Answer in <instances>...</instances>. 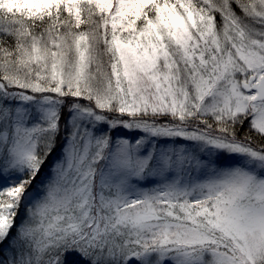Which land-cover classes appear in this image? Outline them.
Listing matches in <instances>:
<instances>
[{
    "label": "snow or ice",
    "instance_id": "snow-or-ice-1",
    "mask_svg": "<svg viewBox=\"0 0 264 264\" xmlns=\"http://www.w3.org/2000/svg\"><path fill=\"white\" fill-rule=\"evenodd\" d=\"M0 264H264V0H0Z\"/></svg>",
    "mask_w": 264,
    "mask_h": 264
},
{
    "label": "trees",
    "instance_id": "trees-1",
    "mask_svg": "<svg viewBox=\"0 0 264 264\" xmlns=\"http://www.w3.org/2000/svg\"><path fill=\"white\" fill-rule=\"evenodd\" d=\"M17 222L19 223V218H18Z\"/></svg>",
    "mask_w": 264,
    "mask_h": 264
}]
</instances>
